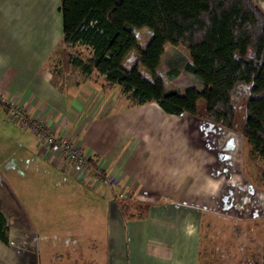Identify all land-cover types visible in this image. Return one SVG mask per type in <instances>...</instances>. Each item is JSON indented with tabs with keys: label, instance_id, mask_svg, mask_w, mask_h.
Masks as SVG:
<instances>
[{
	"label": "crops",
	"instance_id": "0c3cea01",
	"mask_svg": "<svg viewBox=\"0 0 264 264\" xmlns=\"http://www.w3.org/2000/svg\"><path fill=\"white\" fill-rule=\"evenodd\" d=\"M60 5L61 0H0V95L68 135L106 176L117 177L111 186L90 182L82 168L64 163L38 137L35 141V146L43 144L44 158L75 181L77 193L81 185L99 190L100 196L106 189L110 192L102 197L107 264H200L203 209L216 205L226 190L221 178L231 175L222 164L216 168L217 130L230 132L189 114L168 115L156 102L132 106L119 86H107L96 71L85 74L69 66L61 54L65 45ZM70 50L89 57L83 46ZM0 111L8 121L9 111L3 105ZM231 138L226 139L232 143ZM0 212L9 226L8 241L0 239V264H40L35 239H52L60 232L67 245L74 233L72 225L52 236L34 232L29 234L32 243L24 245L3 199ZM72 217L64 221L73 224L78 219ZM57 222L54 217L48 223ZM63 250L53 255L64 259L52 260L50 255L47 264H73L65 258L67 248Z\"/></svg>",
	"mask_w": 264,
	"mask_h": 264
},
{
	"label": "trees",
	"instance_id": "16d2710c",
	"mask_svg": "<svg viewBox=\"0 0 264 264\" xmlns=\"http://www.w3.org/2000/svg\"><path fill=\"white\" fill-rule=\"evenodd\" d=\"M60 12L61 54L69 66L96 71L107 86H119L132 106L156 102L168 115L189 114L238 134L257 152L264 178V10L258 1L61 0ZM145 27L152 38L127 70L123 63L137 45L135 30ZM167 44L187 50L189 58L167 54ZM76 46L89 57L72 53ZM182 72L199 86L162 88V74L173 80ZM8 229L0 212L4 242Z\"/></svg>",
	"mask_w": 264,
	"mask_h": 264
},
{
	"label": "rangeland",
	"instance_id": "374dc122",
	"mask_svg": "<svg viewBox=\"0 0 264 264\" xmlns=\"http://www.w3.org/2000/svg\"><path fill=\"white\" fill-rule=\"evenodd\" d=\"M256 1L259 4L261 2ZM135 35L138 39L137 45L123 63L127 70L137 65L153 32L145 27L136 29ZM166 51L167 54L180 52L189 58L187 50L169 44L166 45ZM139 71L146 78H151L149 71L143 66H139ZM162 78V88L177 87L183 91L190 86H199L186 72H182L173 80H167L164 74ZM4 118L3 112L0 111V199H3L4 206L10 209L15 217L14 228L24 237L21 243L31 244L29 234L32 235L34 232L36 235L42 233L43 236L44 234L52 236L59 232L60 228L72 225L74 233L72 232L71 240L67 239V245L63 239L66 235L61 237L60 232L58 235L54 234L55 237L52 239L42 238L41 241L35 239L36 250L41 254L40 264H47L50 255L52 260L55 257L62 259L64 255L54 256L53 253L54 251L62 253L66 248L65 258L71 260L73 264H107L105 210L102 206L104 203L102 197L110 195V192L106 189L100 196L99 190L95 191L81 185V191L77 193L76 183L67 179L69 176L67 172L53 166L50 160L44 158L43 144L35 146V141L37 143L39 141L38 136L32 130L23 128L15 120L8 118L9 123ZM217 131L220 135L214 146L218 153V159L214 160L218 164L216 168L222 164V168L226 167L231 175L228 178H221L222 184L226 186V190L221 193L222 198L216 200V205L212 208L203 209L200 224L202 249L200 264H264L262 163L253 146L238 134ZM22 135L24 137L20 139ZM228 137H232V143L227 141ZM229 146L231 149H228ZM229 152L232 153L231 156ZM214 161L210 162L211 168ZM229 196H232L231 203L228 202ZM37 210L42 213L45 211L47 216L45 213L39 216ZM72 216L78 219L73 221V224L64 221V218ZM54 217L61 222L48 223ZM81 219L82 224L79 222ZM84 220L87 223H84ZM80 227L82 232L77 231Z\"/></svg>",
	"mask_w": 264,
	"mask_h": 264
},
{
	"label": "built area",
	"instance_id": "2783aa9c",
	"mask_svg": "<svg viewBox=\"0 0 264 264\" xmlns=\"http://www.w3.org/2000/svg\"><path fill=\"white\" fill-rule=\"evenodd\" d=\"M0 105L8 109L9 117L25 128L32 130L46 145L53 147L58 152L64 163H71L82 168L85 173L84 178L91 181H102L107 185H113L117 181L116 176H106L98 165L89 163V156L84 149L74 143L68 135L55 132L48 128L43 119L30 117L22 112L14 103L9 102L0 95Z\"/></svg>",
	"mask_w": 264,
	"mask_h": 264
}]
</instances>
